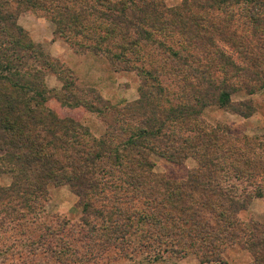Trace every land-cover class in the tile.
I'll return each mask as SVG.
<instances>
[{"label":"trees","instance_id":"obj_1","mask_svg":"<svg viewBox=\"0 0 264 264\" xmlns=\"http://www.w3.org/2000/svg\"><path fill=\"white\" fill-rule=\"evenodd\" d=\"M15 10L42 12L74 50L83 49L76 39L91 40L92 51L106 52L114 64L130 63L128 52L140 55L150 35H162L168 27L165 37H181L185 49L200 53V58L173 54L183 93L193 104L157 107L149 103L153 92L146 88L133 105L92 106L106 125L104 136L92 137L79 121L42 106L44 73L55 71L54 66L63 68L58 73L62 78H71L70 73L56 61L53 66L42 47L15 23ZM92 29L105 35L91 36ZM117 32L122 43L115 42ZM185 69L190 72L181 76ZM193 80L199 89L189 96L185 91ZM6 84L10 92L0 90V176L10 174L12 182L9 187L0 184V213L8 223L21 221L30 208L40 209L50 187L59 186L69 187L82 208L79 224L59 223L61 235L69 239L63 250L53 243L55 233L48 228L32 242L37 251L45 249L61 264H80L81 249L92 260L115 251L129 257L152 255L156 262L166 254L185 255L188 249L203 264H212L222 261L221 246L242 239L240 246L249 251L253 264H264V223L238 219L254 198L264 197L257 183L264 180L262 149L256 139L240 140L229 127L200 120L208 106L230 108L240 89L264 94V0H184L175 9L163 0H124L116 6L104 0H0V88ZM69 85L66 81L61 102L88 108L70 93ZM242 106L240 115L254 112L251 102ZM198 120L202 124L195 125ZM176 124L193 127L189 132L194 137L175 136ZM158 141L165 148L160 156L199 162L186 182L153 173L150 154ZM176 141L183 147L174 148ZM231 179L237 184L226 187ZM246 184L257 189L252 192ZM155 261L150 264H159Z\"/></svg>","mask_w":264,"mask_h":264},{"label":"rangeland","instance_id":"obj_2","mask_svg":"<svg viewBox=\"0 0 264 264\" xmlns=\"http://www.w3.org/2000/svg\"><path fill=\"white\" fill-rule=\"evenodd\" d=\"M107 1L114 6L124 2V0H104V2ZM183 1L163 0L166 7L171 9L180 7ZM14 13L15 23L28 33L35 44L42 47L44 53L50 57V63L53 65L56 61L64 67V70H68L70 73L71 78L65 76L62 78L58 73L63 68L54 65L55 71L48 70L44 73L43 83L46 95L41 101L42 106L61 116H70L79 121L90 130L92 137L101 138L104 136L106 129L100 115L92 111V106L95 105L94 108L98 109L100 106L121 108L126 105H133L140 100L142 91L146 88L151 89V92H153V97H150L149 103H154L157 107L163 106V108L170 110L172 106L176 107L182 103H187L189 106L193 104V99L187 98L183 93V87L181 86H184V83L181 80L182 77H178L177 69L174 68V60V64H177L178 61H176V57L173 58V54L175 52L180 57L191 54L195 58H200V53L195 49H185L187 44L181 37H165L168 27L162 31V35L157 33L150 35V39L146 43L147 48L141 46L140 55H131L128 52L126 55L127 59L131 60L130 63L117 62L114 64L112 60H109L110 58H108L106 52L95 53L92 51L95 43H92L91 40L76 39L81 43L83 49L75 48L74 50L69 41L56 35L55 23L52 19L44 16L42 12L15 10ZM89 33H91V36L97 37L105 35L104 31L100 32L98 30L96 32L94 29L90 30ZM115 36V42H123L118 32ZM146 37L144 36V38ZM217 43L228 54H231L235 61L239 62V56L234 51H231L219 40ZM114 52L121 53V51ZM132 66L134 67L133 70L129 71ZM124 68L127 69L124 70ZM193 68L195 70L198 67L194 65ZM186 72L190 71L185 69V71H182L181 76ZM216 78L219 79L222 76L216 75ZM66 81L73 84L69 85L70 93L76 95L88 105V108H75L61 102L60 98L64 100ZM192 82V86L185 91L190 92L189 96L195 95L199 89L197 80ZM7 86L0 88L2 93L7 94L10 92V87ZM231 99L230 108L211 105L202 109L200 112L201 122L214 126H227L235 138L240 140L245 138L256 139L258 147L262 149L259 150L260 158L264 160V94L258 91L250 95L244 89H240L232 95ZM248 102H251L254 112L248 116L240 115L237 110L243 108L242 105ZM200 120L194 122L195 125L202 124ZM168 126H173V124L169 123ZM176 126L177 128L172 130L175 136H183L187 139L194 137V134L189 132L193 127L178 126V124ZM183 144L176 141L174 148L177 146L183 147ZM161 147L163 150L165 149L163 144L158 141L155 147L158 151H150V153L152 152L150 161L153 165V173L171 182H186L192 172L199 167V162L192 158L180 162L172 161L159 155V151H162ZM11 182L10 174L0 176L1 186L9 187ZM258 182L264 195V180L257 179ZM232 183L237 184L234 179H231L227 181L225 186L229 187ZM244 186L252 192L257 189V186L248 184ZM237 190L242 192L240 186L237 187ZM22 213H28V211H22ZM81 219L82 208L79 205V198L67 186L50 187L48 198L45 202H42L40 209L34 211L33 208H30V212L21 221L16 220L8 223L5 221V216L0 213V264H61L54 257L47 255L45 249V253L40 250L37 251L32 242L37 241L40 235L46 234L47 229L51 228L55 233L53 243L58 247V250H63L60 248L61 245H66L63 241L69 242V239L61 235L59 223L66 222L75 226L80 223ZM238 219L245 224L250 222L263 224L264 197L254 198L247 209L238 214ZM239 241L241 242L242 239H239ZM239 241L231 247L227 244L221 246L222 261L212 264H253V257L247 249L240 246ZM85 252V249H81L80 260L82 261L80 264H150L155 261L152 255L146 256L143 253H134V257H129L130 255L123 256L115 251H109L103 256L92 260V258L89 259L88 254H84ZM185 253V255L166 254L160 261L155 262L159 264H203L202 259L193 254V251L186 249Z\"/></svg>","mask_w":264,"mask_h":264}]
</instances>
